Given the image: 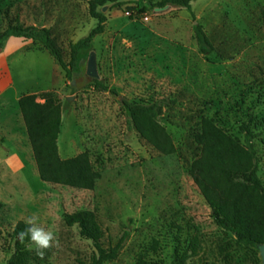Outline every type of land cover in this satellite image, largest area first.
Instances as JSON below:
<instances>
[{
	"label": "rangeland",
	"instance_id": "374dc122",
	"mask_svg": "<svg viewBox=\"0 0 264 264\" xmlns=\"http://www.w3.org/2000/svg\"><path fill=\"white\" fill-rule=\"evenodd\" d=\"M88 1L0 0V34L17 22L47 27L68 63L70 44L97 24ZM146 1L160 0H140ZM129 5L97 8L106 15L104 30L86 49L83 75L73 79L61 68L59 77L50 69L47 61L57 63L41 42L24 43L13 35L0 40V53L21 44L35 50L13 57L16 85L21 89L23 76L51 73V91L61 105L58 154L68 158L86 151L99 173L91 188L43 181L27 135L15 145L0 140V264L13 252L14 225L32 215L59 241L43 259L30 251L34 264H92L91 240L64 222L66 213L84 209L96 214L104 247L124 237L116 257L103 264H175L179 256L184 264H261L256 244L240 243L216 224L189 169L200 154L196 134L203 123L242 143L247 124L264 185V0H193L190 11L166 4L133 17ZM196 23L212 44L207 53L197 45ZM90 52L98 79L108 87L132 102L160 104L157 119L172 152L142 139L128 126L117 98L89 85ZM6 82L1 68L0 90ZM12 120L16 130L21 127L14 113ZM10 149L16 150L15 161L3 158Z\"/></svg>",
	"mask_w": 264,
	"mask_h": 264
},
{
	"label": "trees",
	"instance_id": "16d2710c",
	"mask_svg": "<svg viewBox=\"0 0 264 264\" xmlns=\"http://www.w3.org/2000/svg\"><path fill=\"white\" fill-rule=\"evenodd\" d=\"M193 0H160L152 3L140 0H89L88 11L97 24L86 36L70 44V59L66 63L60 48L51 36L50 29L44 26H22L18 22L0 34V40L15 36L22 42L39 41L54 58L64 75L73 79L83 75L81 63L93 37L104 30L106 15L97 10L106 3L126 6L130 17L144 13L152 7L173 4L191 10ZM264 29V13L262 16ZM194 33L199 50L207 53L212 44L199 23L194 25ZM89 85L108 90L120 103L127 115V124L142 139L163 152H172L174 146L158 121L161 107L158 102H132L122 96L114 87H108L98 78H92ZM18 108L25 125L29 144L41 180L91 188L99 173L93 169L86 151L75 156L61 158L58 154L57 139L61 128V105L52 91L26 93L19 97ZM244 142L233 138L225 131L205 122L196 134L200 154L190 163V175L199 192L210 207L216 224L232 233L243 244L264 242V185L257 174L258 159L252 138L253 133L247 124L242 126ZM68 226L77 225L79 233L90 239L96 249L92 264H103L116 257L124 237L112 247H104L101 242V228L92 210L84 209L64 215ZM252 225L255 227H252ZM25 228L23 220L13 227V252L5 264H34V257L26 248L28 241L21 244L17 233ZM184 256H179L175 264H184Z\"/></svg>",
	"mask_w": 264,
	"mask_h": 264
},
{
	"label": "crops",
	"instance_id": "0c3cea01",
	"mask_svg": "<svg viewBox=\"0 0 264 264\" xmlns=\"http://www.w3.org/2000/svg\"><path fill=\"white\" fill-rule=\"evenodd\" d=\"M32 51L35 50L27 49L25 44H21L7 53H0V56L3 54V57L0 60V69H4L5 76L7 77V82L0 90V140L5 145H15L16 140L22 134L27 137V134L25 133V125L17 105L19 97L26 93L51 91L54 88V85H51V73L47 71H45L40 78L37 76H23L22 81L20 80V83L22 84L21 89H19V85H16L15 75L11 65L12 59L15 55H23L25 52ZM44 58H46V56H44ZM47 64L50 69L59 77L58 71H60V66L58 64L55 66L51 64L50 61H47ZM23 81H27L28 84L25 85ZM8 105L12 107L14 110L13 112L8 110V107H6ZM12 113H14L15 117L19 119V122H21V127H19L17 130L13 125ZM10 152L11 153L3 157L5 160L10 161L12 158H16V150L10 149Z\"/></svg>",
	"mask_w": 264,
	"mask_h": 264
},
{
	"label": "clouds",
	"instance_id": "9594fccd",
	"mask_svg": "<svg viewBox=\"0 0 264 264\" xmlns=\"http://www.w3.org/2000/svg\"><path fill=\"white\" fill-rule=\"evenodd\" d=\"M38 220L36 215L27 217L24 220L25 228L17 233L16 238L21 244H25L27 240L26 248L43 259L48 249L59 246V241L55 233L39 225Z\"/></svg>",
	"mask_w": 264,
	"mask_h": 264
},
{
	"label": "water",
	"instance_id": "95a60500",
	"mask_svg": "<svg viewBox=\"0 0 264 264\" xmlns=\"http://www.w3.org/2000/svg\"><path fill=\"white\" fill-rule=\"evenodd\" d=\"M156 9H162V7H157ZM86 74L90 76L91 78L99 77L98 72H97L94 52L89 53L87 63H86ZM256 247L259 251V255L261 258V264H264V242L257 243Z\"/></svg>",
	"mask_w": 264,
	"mask_h": 264
}]
</instances>
